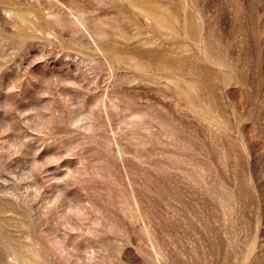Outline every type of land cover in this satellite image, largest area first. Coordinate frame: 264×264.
Segmentation results:
<instances>
[{"label": "rangeland", "instance_id": "1", "mask_svg": "<svg viewBox=\"0 0 264 264\" xmlns=\"http://www.w3.org/2000/svg\"><path fill=\"white\" fill-rule=\"evenodd\" d=\"M18 1L107 52L2 9L0 264H264V0Z\"/></svg>", "mask_w": 264, "mask_h": 264}, {"label": "bare ground", "instance_id": "2", "mask_svg": "<svg viewBox=\"0 0 264 264\" xmlns=\"http://www.w3.org/2000/svg\"><path fill=\"white\" fill-rule=\"evenodd\" d=\"M25 1H31V2H36V3L43 2L45 4V7H48V8H51V6L55 2V0H25ZM99 1L110 2L109 4L119 7V8H122L123 6H126L128 4L132 9L138 10L140 13H143L145 17H149L151 18V20L153 19L156 25L170 28L171 22L169 21V18L167 16V13H168V10L166 7L167 5H164V3L162 4L159 3L161 7L157 5L159 6L158 8H160L159 10L161 11V13H158L157 10L154 8V6L148 3L150 0H99ZM154 5H156V3H154ZM76 7L82 8L78 5ZM3 8H9L13 10V15L11 16L12 21L10 24H12L14 29H16V31H14V34L16 37H19L20 40H22V38L25 37V35H23L22 33L18 31H29L32 29L42 30L43 28H49V27H54V28L61 27L60 29L63 28L64 30L65 28H69L68 26L69 24H71L70 26L72 25L74 26L72 31L75 34L76 42L80 43L79 46H81L82 48L90 47V48H94L95 50L97 49V50H101L102 52H105V51L107 52V48L104 45V40L107 37V34L102 31L95 30L96 26L100 27L97 21L101 23L103 17L100 16V13H96L95 10L93 13V11H91L93 8L88 10L87 8H84L83 6V9L78 8V10H81V11L76 10L75 6L74 7L72 6V8L63 9L64 11H60L59 9H50L49 16L47 17L48 24L45 25L43 22V18H41V15L37 11H35L33 8L21 6L18 0H0V25H3L5 21L4 18H6L4 15L1 14V11ZM55 11H57V13H55ZM144 19L147 20L148 18H144ZM92 28H94V30ZM0 30H2V28H0ZM82 31L85 32L87 37L89 36L88 38H86L87 40L89 39L88 41L82 40L84 36L83 38L81 37L82 39L77 36L78 33ZM83 44L86 46H83ZM110 56H112V58H114L115 60H121L124 57L122 55L115 54V53L111 54ZM129 57L133 59L134 61H136V58H134L133 56L128 55V59ZM136 66H140V65L136 64ZM134 197H135V192H134ZM136 202H139V201L136 200ZM0 210H1V207H0ZM139 212H141V210ZM1 222H5V221L2 218H0V234H1L0 240L4 244L3 249L11 248L12 238L10 237L9 232L5 229V225L2 224Z\"/></svg>", "mask_w": 264, "mask_h": 264}]
</instances>
